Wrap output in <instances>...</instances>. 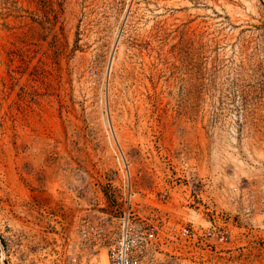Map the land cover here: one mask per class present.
<instances>
[{"label": "rangeland", "instance_id": "374dc122", "mask_svg": "<svg viewBox=\"0 0 264 264\" xmlns=\"http://www.w3.org/2000/svg\"><path fill=\"white\" fill-rule=\"evenodd\" d=\"M116 154L210 198L171 264H264V0H0V264H92Z\"/></svg>", "mask_w": 264, "mask_h": 264}, {"label": "built area", "instance_id": "2783aa9c", "mask_svg": "<svg viewBox=\"0 0 264 264\" xmlns=\"http://www.w3.org/2000/svg\"><path fill=\"white\" fill-rule=\"evenodd\" d=\"M116 160L120 179L117 182L119 196L112 202V228L106 231L101 219L88 213L80 215L76 222L80 242L92 247V264H171L179 262L183 252L190 247L207 243L212 235L209 226L197 228L181 211H195L200 207L207 211L212 206L206 193L195 190L193 181L173 187L178 189L177 193L175 189L161 185L136 190L129 163L126 159L124 163L119 154H116ZM69 191L75 189L69 187ZM77 199L75 206H88ZM223 239L221 235L220 240ZM102 246L105 262L96 252Z\"/></svg>", "mask_w": 264, "mask_h": 264}, {"label": "bare ground", "instance_id": "6f19581e", "mask_svg": "<svg viewBox=\"0 0 264 264\" xmlns=\"http://www.w3.org/2000/svg\"><path fill=\"white\" fill-rule=\"evenodd\" d=\"M104 1V0H103ZM99 2H100V0H99ZM105 2H106V0H105ZM110 2V1H109ZM106 4V3H105ZM109 5V4H108ZM97 6V5H96ZM97 8V7H96ZM106 8V7H105ZM109 9V8H108ZM102 10V9H101ZM105 10V9H104ZM97 11V10H96ZM101 12V11H100ZM103 12H105V11H103ZM102 12V13H103ZM112 13V12H111ZM103 14H105V13H103ZM110 14V13H109ZM94 15V14H93ZM96 15V14H95ZM99 15V14H98ZM93 18V17H92ZM96 18V17H95ZM100 19V18H99ZM103 21V20H102ZM100 22V21H99ZM98 22V23H99ZM92 23V22H91ZM95 23V22H94ZM103 24V23H102ZM101 24V25H102ZM92 25V24H91ZM97 25V24H96ZM91 27V26H90ZM93 28V27H92ZM97 28V27H96ZM98 29V28H97ZM104 29H105V27H104ZM96 30V29H95ZM98 33V32H97ZM116 33V32H115ZM92 34V33H91ZM100 34V33H99ZM115 35V34H114ZM96 36V35H95ZM99 37V36H98ZM115 37H117L116 35H115ZM92 38V37H91ZM96 38V37H95ZM118 40V39H117ZM116 40V41H117ZM114 44H116L115 42H114ZM113 44V45H114ZM113 49V48H112ZM112 51L113 50H111V52H110V55H109V57H108V59H107V62H106V73H105V75L106 76H108V73H109V71H110V68H111V65H112V62H113V56H112ZM104 262H105V260H104Z\"/></svg>", "mask_w": 264, "mask_h": 264}]
</instances>
